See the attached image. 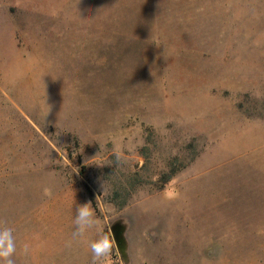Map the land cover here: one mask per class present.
I'll return each instance as SVG.
<instances>
[{"label": "rangeland", "instance_id": "obj_1", "mask_svg": "<svg viewBox=\"0 0 264 264\" xmlns=\"http://www.w3.org/2000/svg\"><path fill=\"white\" fill-rule=\"evenodd\" d=\"M89 202L110 264H264V0H0L16 264H91Z\"/></svg>", "mask_w": 264, "mask_h": 264}, {"label": "clouds", "instance_id": "obj_2", "mask_svg": "<svg viewBox=\"0 0 264 264\" xmlns=\"http://www.w3.org/2000/svg\"><path fill=\"white\" fill-rule=\"evenodd\" d=\"M43 195L51 197L52 189L45 187ZM74 224V236H83L90 229H97L99 231L98 238L89 244L92 254L91 264H110L115 241L100 230L101 221L96 217L95 210L90 202L77 206ZM29 251V246L25 244L23 246V253L27 255ZM16 254L17 239L14 235V230L6 226L4 222H0V264H16L14 259Z\"/></svg>", "mask_w": 264, "mask_h": 264}, {"label": "water", "instance_id": "obj_3", "mask_svg": "<svg viewBox=\"0 0 264 264\" xmlns=\"http://www.w3.org/2000/svg\"><path fill=\"white\" fill-rule=\"evenodd\" d=\"M111 230H112V234L116 242L117 248L122 253L124 249V241H123V236H122L123 228L119 223H116L112 225Z\"/></svg>", "mask_w": 264, "mask_h": 264}]
</instances>
